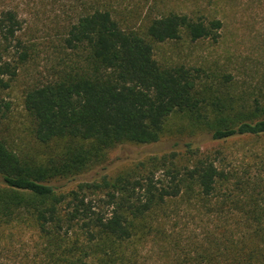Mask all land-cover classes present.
<instances>
[{
  "label": "trees",
  "instance_id": "trees-1",
  "mask_svg": "<svg viewBox=\"0 0 264 264\" xmlns=\"http://www.w3.org/2000/svg\"><path fill=\"white\" fill-rule=\"evenodd\" d=\"M222 28L219 19L174 12L138 27L108 9L66 16L46 73L22 94V145L5 98L38 53L18 36L16 12L0 13V264H144L147 244L159 248L162 264H264V162L240 172L221 149L186 144L113 176L52 184L103 166L122 145L262 138L264 64L244 79L217 62L156 53L184 38L217 45ZM183 207L211 215L212 229L184 242L169 226Z\"/></svg>",
  "mask_w": 264,
  "mask_h": 264
},
{
  "label": "rangeland",
  "instance_id": "rangeland-1",
  "mask_svg": "<svg viewBox=\"0 0 264 264\" xmlns=\"http://www.w3.org/2000/svg\"><path fill=\"white\" fill-rule=\"evenodd\" d=\"M7 9L14 10L22 23V31L18 34L20 39L27 44H36L38 53L37 59L20 69L5 98L12 106V138L22 145L27 141L22 126V94L27 85L39 77V73H46V56L61 37L58 28L65 26L66 16L75 11L108 9L115 18L130 27L147 25L151 20L169 12L194 18L219 19L223 28L219 31L222 39L217 45L210 41L190 43L184 38L178 44L159 46L156 53L172 62L189 65L207 66L217 62L219 66H225L244 79L263 70L264 0H0V13ZM252 59H260L262 63L255 64ZM186 144L198 147L203 152L221 149L226 165L240 172L245 170L251 174L260 162H264V136L259 139L234 137L224 142L213 141L207 135L193 139L167 137L150 145L119 146L109 153L103 166L71 180L60 179L52 184L68 189L103 175L113 176L132 163L165 152L182 150ZM212 220L211 215H206L200 208L183 207L169 226H175L185 242L188 238H199L211 230ZM188 242L182 244L185 246ZM27 249L28 246L25 247ZM140 260L144 264L163 262L155 244H147L140 250Z\"/></svg>",
  "mask_w": 264,
  "mask_h": 264
}]
</instances>
